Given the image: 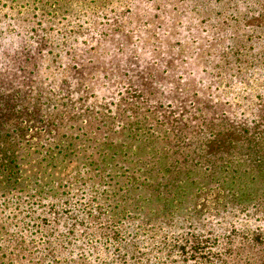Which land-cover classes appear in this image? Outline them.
Listing matches in <instances>:
<instances>
[{
    "label": "rangeland",
    "instance_id": "obj_1",
    "mask_svg": "<svg viewBox=\"0 0 264 264\" xmlns=\"http://www.w3.org/2000/svg\"><path fill=\"white\" fill-rule=\"evenodd\" d=\"M72 3L58 0L57 13L72 11L68 6L77 5ZM90 6L80 27L69 13L27 22L0 14L6 19L0 23V89L7 99L28 101L30 111L21 123L29 122L30 112L40 128H45L41 119L51 121L48 130L69 146L58 165H85V191L78 184L58 195L55 211L62 231L64 223L69 227L83 220L82 202L108 181L97 171L87 172L95 165L107 170L118 165L113 168L118 177L125 172L120 166L144 165L154 155L163 169L183 165L200 144L209 148L202 141L213 138L212 126L240 123L242 110L252 111L248 106L255 96H264V2L133 0L106 19L93 15L96 9ZM169 144L172 150L166 149ZM46 211L24 212L20 218L34 222ZM233 222L231 213L220 212L192 225L182 218L154 232L159 243L195 233L222 238ZM138 224L126 217L124 228L135 233L143 228ZM147 242L140 240V247ZM72 244L62 249V257L74 250L77 258L83 244ZM175 255L181 264H194Z\"/></svg>",
    "mask_w": 264,
    "mask_h": 264
},
{
    "label": "trees",
    "instance_id": "obj_2",
    "mask_svg": "<svg viewBox=\"0 0 264 264\" xmlns=\"http://www.w3.org/2000/svg\"><path fill=\"white\" fill-rule=\"evenodd\" d=\"M70 1L77 5L68 6L72 9L68 13L80 27L91 4L96 9L92 14L106 19L133 0ZM79 2L83 5L77 8ZM58 5V0H0V14L24 22L68 14L57 13ZM9 11L17 15H8ZM2 21L6 19L0 17ZM3 91L0 107L7 102V111L0 120V264H181L174 254L190 257L194 264H264V96H255L257 101L248 106L252 111L242 110L240 123L226 120L219 125L222 129L212 126L209 136L213 138L202 141L209 148L200 144L192 151L195 157L187 154L183 165L163 169L157 164L160 157L154 155L144 165L120 166L119 171L125 170L120 177L113 169L118 165L111 170L95 165L87 172L97 171L108 181L82 202L83 220L75 219L69 227L64 223L62 231L55 211L58 195L78 184L81 190L85 165H58L61 156H68L69 146L64 148L48 130L51 121L41 119L45 128H40L30 112L29 122L21 123L30 111L28 101L7 99L10 96ZM175 141L174 147L180 148ZM166 149L172 150V145ZM195 184L198 189H188ZM37 209H46L47 214L41 213L34 222L20 218ZM220 212L234 218L229 234L222 238L210 233L189 234L181 241L175 239L176 243H159L155 238L154 231L164 225L182 218L192 225L194 219H209ZM126 217L143 228L128 232ZM146 239L141 248L139 241ZM73 241L83 244L77 258L74 250L70 257H62V249L72 247Z\"/></svg>",
    "mask_w": 264,
    "mask_h": 264
}]
</instances>
